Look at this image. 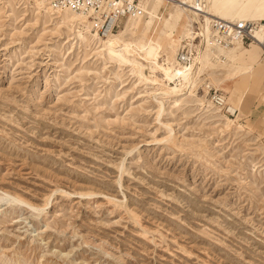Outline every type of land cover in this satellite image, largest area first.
Returning <instances> with one entry per match:
<instances>
[{"label": "rangeland", "instance_id": "1", "mask_svg": "<svg viewBox=\"0 0 264 264\" xmlns=\"http://www.w3.org/2000/svg\"><path fill=\"white\" fill-rule=\"evenodd\" d=\"M158 1L135 37L154 36L161 62L180 61L186 44L204 52L200 26L179 32ZM202 1L215 16L243 4L250 21L264 15V0ZM75 25L0 0V264H264L260 50L248 64L255 45H235L245 74L218 65L176 105L98 38L78 41ZM210 84L239 109L237 124Z\"/></svg>", "mask_w": 264, "mask_h": 264}, {"label": "bare ground", "instance_id": "2", "mask_svg": "<svg viewBox=\"0 0 264 264\" xmlns=\"http://www.w3.org/2000/svg\"><path fill=\"white\" fill-rule=\"evenodd\" d=\"M19 1L23 2V4L28 8H34L38 15H57L58 17H66L70 21H73L76 24L74 30H76V39L78 41L85 42L88 36L98 38V40H100L103 44V55L104 53L108 52V56L111 60L115 61L119 65L130 67L131 72L136 75L141 82H144V84L146 83L145 85H152L156 89V91L159 92L162 100L163 98L165 99L170 96L177 97V99L175 100L176 105H179L181 101L180 98L195 93L202 82V76L207 71L218 67V65L223 66L225 70L228 67L227 70L234 72L235 78H239L240 75H243L244 73V70L240 67L241 55L234 54L236 51V46L241 42H235L229 46L213 45L211 41L212 31L209 25L212 19L232 23H237L239 21H264V18H262L264 17V15L258 16V21H250L249 17L248 19L244 16H241V14L244 13L246 7L249 6V4H243L242 6H240L238 12L231 16H215L212 14L210 7H206V4H204L202 0H196L195 3L193 2L194 6L192 4L190 5L186 0H159V5L164 4L165 6L166 4H168L171 6L168 10L167 16L172 24L178 27L177 30L179 32L186 31L187 28L191 27L193 35L194 30H199L201 28L205 39L204 46L206 47L205 51L203 52L201 48L202 46H195L196 53H194L193 50L192 56L190 58L187 57L188 60L185 59L184 62L172 61L169 59V57L166 59L164 58L161 62L160 57L162 56V45L157 42V40H155L154 36H144L140 38L135 37V31L139 29L141 23L143 22V14L146 11V8H150V6H152L153 4L152 0H140V9L137 10L138 13L134 15L137 12L136 11L134 14H131L132 16L130 15V17L127 18L124 28L118 34L114 33V24H110L100 33V30L98 29L99 26L94 23V21L91 20L88 15L73 12L71 10H53L42 0ZM157 8L158 6L155 5L154 10H156ZM196 8H198L202 13L197 12L198 10ZM259 10L264 12V5H261L259 7ZM136 17H138V19H136ZM79 26H83L84 29L79 30ZM188 31L189 29H187L186 32ZM179 35L180 34L178 33V36ZM174 36L175 35L171 32L166 33L165 35L168 40H171ZM255 37V42L245 45H255L253 46L255 47V50L248 52L250 55V58L246 62L248 64H253L254 62H256L255 60H258L256 59V56L258 54L257 52L260 50L259 42L261 40V37L258 32L255 34ZM180 39L181 37L179 38V40ZM191 39L193 40L194 38L192 37ZM222 57L228 58L229 60H225L220 63V59ZM256 63L257 65L264 66V56ZM248 73H250V71ZM206 89L208 90L209 95L210 91L213 89L212 84H210ZM214 91L218 93L220 91V87L216 86V90ZM220 97L223 101L224 106H220L217 108H225V110L227 111V114L224 113L227 120V126L230 127L233 124H237L236 113L239 112V109L237 108L236 110H232L229 100H227V98H225V96H223L221 92ZM160 103L163 105V102ZM162 109H164V107H162ZM232 117H234V119H232ZM81 196L90 197L93 196V194L89 193L83 194ZM14 200L11 199V201L18 204H24L26 206H29L30 208H33L34 210H39L34 205L22 199ZM41 212H44V210H41Z\"/></svg>", "mask_w": 264, "mask_h": 264}, {"label": "built area", "instance_id": "3", "mask_svg": "<svg viewBox=\"0 0 264 264\" xmlns=\"http://www.w3.org/2000/svg\"><path fill=\"white\" fill-rule=\"evenodd\" d=\"M53 10H71L84 15H88L91 20L99 25L100 33L110 24H114V29L120 26L123 20L140 9V0H42ZM199 4V3H198ZM201 4V3H200ZM197 7V6H196ZM199 13H202L196 8ZM212 31L211 41L213 45L229 46L235 42L248 45L256 41L255 34H260L259 42L264 56V21L237 23L211 20ZM191 57L188 45H184L178 53L180 62ZM188 60V59H187ZM212 100L216 107H223L220 92L211 91ZM227 113V111L223 110ZM229 115V114H228Z\"/></svg>", "mask_w": 264, "mask_h": 264}, {"label": "crops", "instance_id": "4", "mask_svg": "<svg viewBox=\"0 0 264 264\" xmlns=\"http://www.w3.org/2000/svg\"><path fill=\"white\" fill-rule=\"evenodd\" d=\"M242 45H244V44H242ZM251 46H253V45H249V46H247V47L249 48V47H251ZM260 55L263 57V54H262L261 48H260ZM251 111L254 112L253 110H251Z\"/></svg>", "mask_w": 264, "mask_h": 264}]
</instances>
